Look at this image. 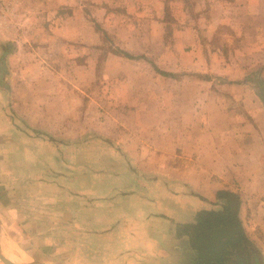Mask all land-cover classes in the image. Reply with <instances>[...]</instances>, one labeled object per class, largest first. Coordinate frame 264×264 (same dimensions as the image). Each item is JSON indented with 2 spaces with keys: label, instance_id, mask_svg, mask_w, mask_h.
Here are the masks:
<instances>
[{
  "label": "rangeland",
  "instance_id": "obj_1",
  "mask_svg": "<svg viewBox=\"0 0 264 264\" xmlns=\"http://www.w3.org/2000/svg\"><path fill=\"white\" fill-rule=\"evenodd\" d=\"M6 3L8 10L0 13V66L4 73L14 69V55L23 59L27 71L33 59L41 58L53 74L46 76L52 90V112L46 114L45 120L52 114L59 116L53 111H57L60 91V103L67 105L69 141L76 130H82L87 140L99 136L105 142L109 137L114 141L109 144L115 149L117 172L123 161L130 159L122 147L137 145L130 138L153 143L159 122L168 124L166 130L176 133L174 121L214 122L227 110L233 113L232 118L245 119L243 102L229 99L230 95L218 90L229 84L231 88L242 87L239 75H247L246 86L251 91L240 94L241 99L263 101L260 75L264 73V0ZM126 55L144 58L129 60ZM224 63L229 64L228 74L233 76L230 81L221 74L227 68ZM157 71L175 77H164ZM29 76L23 75L25 83L18 81V75H0L1 248L13 259L29 264H83L82 258L84 264H92V241H85L83 257L70 242L65 250L59 225L41 217L45 207L64 201L63 185L67 182L61 178H67L72 188L67 198L75 196V177H64L57 170L49 176L43 173L42 165L35 166V161L29 159L28 138L39 131L27 123H34L40 116L27 111V95L17 97L12 90V83H23L22 94H27ZM204 88L214 92L197 94ZM201 130L212 132L219 146L220 128ZM87 140L86 151H91ZM161 145L165 152L175 150L167 143ZM71 146L74 145L69 143ZM58 153L52 152L51 160L58 162ZM71 155L69 152L66 161L75 166ZM81 160L84 196L93 198L96 194L92 186L97 179L90 171L94 162L88 152Z\"/></svg>",
  "mask_w": 264,
  "mask_h": 264
},
{
  "label": "crops",
  "instance_id": "obj_2",
  "mask_svg": "<svg viewBox=\"0 0 264 264\" xmlns=\"http://www.w3.org/2000/svg\"><path fill=\"white\" fill-rule=\"evenodd\" d=\"M11 60L15 61L14 69L5 74L0 66V75H18V81L24 82L23 75H30L27 94H22L23 83H12V90L17 97L27 95V111L40 116L34 123H27L39 131L35 137L28 138L29 159L35 161V166L42 165L43 173L49 176L57 170L64 177H75V196L67 198L72 188L68 187L67 178H61L67 182L63 185L64 201L45 207L40 213L53 225H59L65 250L70 242L83 257L85 241H92V264H196L191 238L182 228L193 224L200 212L220 211L223 202L217 194L225 191L240 200L238 218L254 256L250 264H264V98L262 102L241 99L244 92H251L246 86L247 75H239L242 87L231 88L229 84L218 89L223 95H230L229 99L243 102L245 119L232 118L233 113L227 110L225 116L214 122L211 119L174 121L172 127L177 129L176 133L167 131L168 124L159 122V133L152 138L153 143H139V138H130L137 145L122 147L130 159L123 161L122 169L117 172L115 149L109 144L114 141L109 137L105 142L99 136L87 140L82 130H76L69 141L67 105L60 103V91L57 111H53L59 116L52 114L45 120L46 114L52 112V90L46 76L53 75L45 62L35 58L27 71L23 59L14 55ZM226 67L221 74L230 81L233 76L228 74L229 64ZM260 76L264 83V73ZM202 90L197 94L214 92ZM212 127L220 128L218 147L217 137L201 130ZM198 131L200 135H194ZM85 140L90 142L91 151H86ZM69 143L74 146L69 148ZM166 143L175 150L165 152L161 144ZM54 151L59 152L58 162L50 158ZM69 152L75 166L66 161ZM86 152L94 162L90 173L97 179L92 186L96 194L93 198L84 196L81 159ZM62 157L67 159L62 161ZM28 167L32 169L31 164Z\"/></svg>",
  "mask_w": 264,
  "mask_h": 264
},
{
  "label": "trees",
  "instance_id": "obj_3",
  "mask_svg": "<svg viewBox=\"0 0 264 264\" xmlns=\"http://www.w3.org/2000/svg\"><path fill=\"white\" fill-rule=\"evenodd\" d=\"M125 57L129 60L144 58ZM157 72L164 77H175L172 73ZM217 197L223 202L220 211L200 212L193 224L182 228L191 238L196 264H250L254 256L238 218L240 200L225 191L219 192Z\"/></svg>",
  "mask_w": 264,
  "mask_h": 264
},
{
  "label": "water",
  "instance_id": "obj_4",
  "mask_svg": "<svg viewBox=\"0 0 264 264\" xmlns=\"http://www.w3.org/2000/svg\"><path fill=\"white\" fill-rule=\"evenodd\" d=\"M0 261H1L2 264H17L15 262H12L8 258H6V256L3 253V250L1 248V244H0Z\"/></svg>",
  "mask_w": 264,
  "mask_h": 264
},
{
  "label": "bare ground",
  "instance_id": "obj_5",
  "mask_svg": "<svg viewBox=\"0 0 264 264\" xmlns=\"http://www.w3.org/2000/svg\"><path fill=\"white\" fill-rule=\"evenodd\" d=\"M3 253L6 256V258H8L9 260H11L12 262H15L17 264H29V262H24L23 260L22 261H19V260L13 259L7 253H5L4 250H3Z\"/></svg>",
  "mask_w": 264,
  "mask_h": 264
},
{
  "label": "built area",
  "instance_id": "obj_6",
  "mask_svg": "<svg viewBox=\"0 0 264 264\" xmlns=\"http://www.w3.org/2000/svg\"><path fill=\"white\" fill-rule=\"evenodd\" d=\"M5 10H8L6 0H0V13H3Z\"/></svg>",
  "mask_w": 264,
  "mask_h": 264
}]
</instances>
